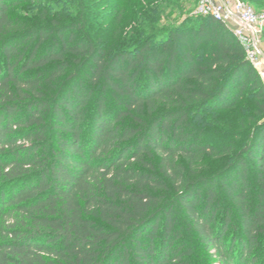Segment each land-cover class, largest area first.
Masks as SVG:
<instances>
[{"label": "trees", "instance_id": "trees-1", "mask_svg": "<svg viewBox=\"0 0 264 264\" xmlns=\"http://www.w3.org/2000/svg\"><path fill=\"white\" fill-rule=\"evenodd\" d=\"M52 4L0 0V264H264V84L233 31Z\"/></svg>", "mask_w": 264, "mask_h": 264}, {"label": "built area", "instance_id": "built-area-1", "mask_svg": "<svg viewBox=\"0 0 264 264\" xmlns=\"http://www.w3.org/2000/svg\"><path fill=\"white\" fill-rule=\"evenodd\" d=\"M195 12L228 26L243 46L246 59L254 67L264 64V54L260 48L264 15L255 13L250 6L238 0H198Z\"/></svg>", "mask_w": 264, "mask_h": 264}, {"label": "rangeland", "instance_id": "rangeland-1", "mask_svg": "<svg viewBox=\"0 0 264 264\" xmlns=\"http://www.w3.org/2000/svg\"><path fill=\"white\" fill-rule=\"evenodd\" d=\"M57 1L59 2V0H50V2L53 4L54 3L57 4L58 3ZM115 1L116 0H86V4H87L86 8H88L87 12L89 16L91 17L93 16L94 18L97 17L96 18V20H98L97 22H102L105 26L107 25L109 27V25L111 24V20L109 18V11H111L110 6L113 5ZM137 1L138 0H126V3H128V5L129 3L130 5H133L137 3ZM238 1L244 2L245 4L250 6L255 13L264 15V9L262 8L257 9L248 0H238ZM197 3H198V0H179V5H180L179 10L176 8H171V7L166 8L164 10V13L160 15L161 17V20L159 22L160 25H170V24L172 25L174 23H179L188 15L196 17V18L198 17V20L202 19V17H199V15L196 14L195 12ZM92 6L94 9L96 8V10H99V12L101 11L103 13H97L96 15L95 14L96 11H93ZM130 9H134V7H131ZM172 9L174 10L172 11ZM94 14L96 16H94ZM132 14L133 13L131 12H127L126 18L131 17ZM230 27L232 28V25H230ZM260 48L264 54V22L262 24V29H261V34H260ZM254 68H255V71L258 73L260 80L264 84V64L261 65L260 67H254ZM222 114L224 116L226 115L228 118L231 117V115H228L230 113H226V114L222 113ZM223 115H220V116H223ZM224 238L228 239V234H226ZM197 249L199 250V252H201L200 250L202 248H200L199 246L197 247ZM201 253L202 255L198 254V256L196 257V260L192 261L193 264H212V263H217L220 261L219 256L216 255V251L214 248H211L208 252L203 251Z\"/></svg>", "mask_w": 264, "mask_h": 264}]
</instances>
